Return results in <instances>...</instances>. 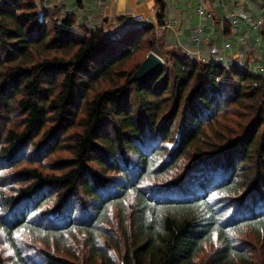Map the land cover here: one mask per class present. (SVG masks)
I'll use <instances>...</instances> for the list:
<instances>
[{
	"label": "trees",
	"instance_id": "16d2710c",
	"mask_svg": "<svg viewBox=\"0 0 264 264\" xmlns=\"http://www.w3.org/2000/svg\"><path fill=\"white\" fill-rule=\"evenodd\" d=\"M0 1V264H264V76Z\"/></svg>",
	"mask_w": 264,
	"mask_h": 264
},
{
	"label": "crops",
	"instance_id": "0c3cea01",
	"mask_svg": "<svg viewBox=\"0 0 264 264\" xmlns=\"http://www.w3.org/2000/svg\"><path fill=\"white\" fill-rule=\"evenodd\" d=\"M53 1L37 0L39 5H41L39 6V11L43 14L49 9L50 12L52 10L54 14L59 15L75 14L82 7L81 3L86 1V4L83 5V10L86 11L83 17L87 20L85 24L95 22L94 19L101 14L102 18L116 24V32L121 31L122 27L125 26L123 24L125 21L121 24L122 19L114 20L119 16L128 17L126 19L127 23L129 21H136L134 26L141 25V23L159 25L154 22L156 15L154 0H111L110 3L105 1L104 7L99 6V0H80V2L78 0ZM165 5L168 14L167 20L164 23H167L169 20H176L178 23L177 33L174 37L171 32H165L162 35L163 42L166 41V43L170 44L169 50L172 54L183 57L184 50L195 53L196 48L190 42V37L193 35L195 27L202 24L204 26L203 38L208 45L220 47L222 40L228 41L231 44V48L226 51L225 55L218 58L221 64L229 66L231 64L248 65V67L255 70L261 60L264 59V24L259 29L240 25L238 32L234 33L229 23H226L225 20L226 14L238 11L247 13L253 19H264V0H207L205 5L207 10L213 13L214 22L200 21L196 15L197 5L194 0H170ZM126 32L123 31L119 35ZM240 33L248 34L249 40L247 45L239 43L238 37ZM174 41L176 42L174 43ZM177 43L179 46L174 47ZM166 46L164 44L162 47L166 49ZM200 49L202 57H208V62L214 61V58H211L207 54L208 47L206 44H202ZM194 57L197 58V56Z\"/></svg>",
	"mask_w": 264,
	"mask_h": 264
},
{
	"label": "built area",
	"instance_id": "2783aa9c",
	"mask_svg": "<svg viewBox=\"0 0 264 264\" xmlns=\"http://www.w3.org/2000/svg\"><path fill=\"white\" fill-rule=\"evenodd\" d=\"M194 1L197 5L196 15L199 17L200 21L214 22L215 18L213 13L208 11L205 5V2L207 0H194ZM163 2L167 4L170 2V0H163ZM225 20L226 23H229V26L234 33L238 32L240 25H246L248 28H252V29H259L264 24V19H253L251 16H249L247 13L243 11L226 14ZM151 25L154 28L155 35L159 38L162 37V35L165 32L173 33L178 28V24H176L174 20H169L167 23H163L161 25H153V24ZM203 28L204 26L202 24L197 25L193 31V35L190 37V42L196 48V52L193 53L189 50H184L183 57L190 60H198L202 63H207L209 61L207 60L208 57L206 58L202 57V51L200 49L202 44H206L208 47L207 54L211 58H214V61L212 62L220 63L218 58L220 56L225 55L226 51H228L231 48V44L228 41L222 40L220 47L208 45V43H206L205 39L203 38ZM248 40H249L248 34L240 33L238 37L239 43H241L242 45L245 44L247 45ZM178 46L179 44L177 43L174 47H178ZM194 56H197V58H195ZM221 65L225 68L229 67V65L226 64H221ZM237 66L240 67L242 65L238 64ZM255 70L257 73L264 76V59L261 60L260 64L256 67Z\"/></svg>",
	"mask_w": 264,
	"mask_h": 264
},
{
	"label": "rangeland",
	"instance_id": "374dc122",
	"mask_svg": "<svg viewBox=\"0 0 264 264\" xmlns=\"http://www.w3.org/2000/svg\"><path fill=\"white\" fill-rule=\"evenodd\" d=\"M55 1V0H54ZM53 1V2H54ZM104 1H108V3H110V1L111 0H99L98 2V4L99 5H101L100 7H104L105 6V4H103L104 3ZM1 2V1H0ZM78 2H80V0H78ZM38 3V2H37ZM84 3V4H83ZM86 4V1H84V2H82L81 3V5H82V7L81 8H79L78 9V11L74 14L75 15V17H76V25H78V27H80V25H84L86 28H87V31L88 32H92V31H96V30H98V31H102L105 35H107L108 37H113L114 38V36L115 37H117V36H120L119 34H121L123 31H128L131 27H133L134 26V24H136V21H129L128 23L126 22V19L128 18V17H126V16H119V17H117L116 19H114L115 21H117L118 19H122V21H121V24L123 23L125 26L124 27H122V29H121V31L119 30V31H115V29L117 28V27H115V23H112L110 20H107V19H104V18H102V15L100 14V16L98 15L95 19H94V21L95 22H89V23H87V24H85L86 23V19L83 17L85 14H86V11H84L83 10V5H85ZM154 4H155V0H154ZM37 6L39 7V6H41V5H39V3L37 4ZM49 7H51V6H49ZM48 7V8H49ZM39 9V8H38ZM51 9V8H50ZM47 15H48V18L47 19H49V20H51L52 19V21L53 22H59L65 15H59V14H54L53 13V11L51 10V12H50V10L49 9H47L46 10V12H45ZM96 16V15H95ZM111 20H113V19H111ZM154 20V19H153ZM175 22H176V24H178L177 23V21L176 20H174ZM194 21H195V16H194ZM111 22V23H110ZM154 22H156V24H157V21H156V19L154 20ZM84 23V24H83ZM145 24H147V23H141V25H145ZM149 25V24H148ZM78 27H75L74 28V30L78 33V34H81L82 32L81 31H79V30H77V28ZM176 33H177V30L175 31V32H173V33H171V34H173V37H174V35H176ZM167 36V35H166ZM155 37V44L149 49V50H146V48L144 47V46H142V47H140V50H139V52L137 53V55H136V59L134 60L135 62H141L143 59H146V57H147V55L150 53V52H153L154 54H156L157 56H159L163 61H164V68H166L167 66H168V62H169V57H170V55L172 54L171 53V51L169 50L170 48V44H168V43H166V41L165 42H163V37H157L156 35L154 36ZM176 41H174V43H175ZM164 44H166L167 46H166V49L164 48V47H162ZM226 118H228V116L226 117ZM16 119V118H15ZM168 147L169 148H172L173 147V144H168ZM53 161V159L52 158H47V159H45L44 160V163H49L51 160ZM186 163V161H184V159H182L181 161H179V165L177 166V167H182L183 166V163ZM178 171H182V170H175L174 171V173H178ZM12 172V171H11ZM239 239V241L237 242V245H239V246H246V244L245 243H248V244H250V245H252L253 246V244L255 243V245H256V241H255V239L254 238H252V237H246V238H242V237H240V238H238ZM23 240L25 241V242H29L28 241V237L27 236H23ZM254 242V243H253ZM243 246V248H245ZM70 247V249L71 250H74L75 251V253H79V251L77 250V248H78V245H76V246H74V244H72V245H70L69 246ZM254 247V246H253ZM254 248H256V247H254ZM6 249V248H5ZM7 253V252H6ZM81 253V252H80ZM250 253H251V256L253 257V259H258V251L257 250H251L250 251ZM61 254V253H60ZM111 254V258L113 259V260H115V261H117V257H116V255L114 254V253H110ZM206 256V254H204L203 256H202V259L204 258Z\"/></svg>",
	"mask_w": 264,
	"mask_h": 264
},
{
	"label": "water",
	"instance_id": "95a60500",
	"mask_svg": "<svg viewBox=\"0 0 264 264\" xmlns=\"http://www.w3.org/2000/svg\"><path fill=\"white\" fill-rule=\"evenodd\" d=\"M162 66H164V61L153 52H150L134 74L133 80H142Z\"/></svg>",
	"mask_w": 264,
	"mask_h": 264
},
{
	"label": "bare ground",
	"instance_id": "6f19581e",
	"mask_svg": "<svg viewBox=\"0 0 264 264\" xmlns=\"http://www.w3.org/2000/svg\"><path fill=\"white\" fill-rule=\"evenodd\" d=\"M99 6H101V5H99ZM211 63V62H210ZM205 64H209V63H205Z\"/></svg>",
	"mask_w": 264,
	"mask_h": 264
}]
</instances>
